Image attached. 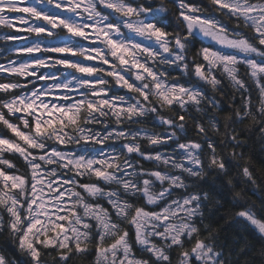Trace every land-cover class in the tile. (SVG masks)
Returning a JSON list of instances; mask_svg holds the SVG:
<instances>
[{
    "label": "snow or ice",
    "instance_id": "obj_1",
    "mask_svg": "<svg viewBox=\"0 0 264 264\" xmlns=\"http://www.w3.org/2000/svg\"><path fill=\"white\" fill-rule=\"evenodd\" d=\"M170 2L0 0V233L19 264H229L205 207L244 134L264 141V0ZM254 207L233 218L264 237Z\"/></svg>",
    "mask_w": 264,
    "mask_h": 264
},
{
    "label": "trees",
    "instance_id": "obj_2",
    "mask_svg": "<svg viewBox=\"0 0 264 264\" xmlns=\"http://www.w3.org/2000/svg\"><path fill=\"white\" fill-rule=\"evenodd\" d=\"M203 6L208 5L209 0H196ZM159 3V0H157ZM164 3L173 11L175 8L170 0H164ZM225 94L216 95L221 100L226 112L230 111V97L232 94L231 87L225 81ZM255 92V90H253ZM255 102V95H254ZM236 106H239L237 100ZM166 115H174L168 109H165ZM252 121H245L244 124L237 125V128H252ZM191 128L192 122H188ZM144 126L151 127L148 123ZM258 127V124H257ZM194 135V134H193ZM248 139L249 147L243 149L244 160L237 158L232 161V165L228 176H223L222 180H232L231 188H224L223 192L219 195L210 194L209 200L206 202L204 223L210 224L218 236V243L222 246L224 252V258L229 261V264H264V237H261L258 232L251 227H246L240 222L234 220V213L240 210V207H247L254 205V211L264 216V141L261 140L258 131L251 133H245ZM237 151H241L238 149ZM250 158V160H249ZM16 162V161H14ZM249 163V166L253 172V177L256 180L255 185L248 182L246 178L240 175L241 167L245 163ZM19 171L23 172L24 168L20 166L21 162H17ZM239 165V166H237ZM146 167L151 165L145 163ZM213 181L215 186L219 187L222 183L221 180H217L215 174L209 176L206 182L202 183L204 191H209L213 187ZM235 192H241L239 203H234L233 196ZM219 201V203H218ZM206 235V233H205ZM94 249L93 245L89 246ZM0 250L6 251L10 260H16L19 264L20 259H25L22 254L15 250L14 245L7 243V237L5 234L0 233ZM55 253L43 254V259L46 264H54ZM95 256H73L69 264H94Z\"/></svg>",
    "mask_w": 264,
    "mask_h": 264
}]
</instances>
